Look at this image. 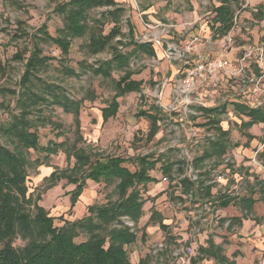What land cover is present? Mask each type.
<instances>
[{"label":"rangeland","instance_id":"374dc122","mask_svg":"<svg viewBox=\"0 0 264 264\" xmlns=\"http://www.w3.org/2000/svg\"><path fill=\"white\" fill-rule=\"evenodd\" d=\"M67 1L69 0H0V121H12L14 117L26 116L29 121H33L34 130L40 136L41 146H47L51 141L65 144L56 155L52 156L42 157L33 150L24 151L30 161L29 193L41 197L39 205L43 207L47 217L53 219L55 227H62L67 221L74 222L89 216L91 206L100 207L120 199L117 191L118 181H102L96 184L87 181L83 193L73 207L70 193L75 190V185L69 184L65 179H61L56 184L45 180L55 170L60 175L73 168L75 159L69 157L73 147L94 153L93 161H104L108 158L125 159L124 166L131 173L139 168L135 164L137 157L154 155L161 162L150 172L155 182L147 185L146 188H141L144 199L143 215L132 231L136 233L137 241L126 247V250L131 264H138L142 259L150 256L151 264H176V260H172L175 249L173 242L170 238H164L165 232L160 228L159 222L162 220L164 224L167 221L168 224V221L171 222L173 219L175 226L179 227V232L183 231L182 234H187L185 219L190 205L187 202V204L183 201L179 202L176 193L172 190L173 183L184 174L182 168L184 164L193 159L195 161L199 153L197 151H210L211 146L208 141L216 139L215 135L218 132L207 124L209 119L219 123L222 130H228L225 149L227 151L224 157L214 156L199 165L208 164L207 167H210L209 164L218 161L214 165L219 167L223 160H228L229 163L233 161L232 151H236V148L243 144L242 138L249 131L241 128L242 123L248 119L236 113L232 102L235 99L234 95L245 103L247 96L255 105L264 103V20H258L254 16L260 6H264V2L255 9H241L236 0H228L234 9L233 24H237L235 32L225 36L235 37L234 44L230 48V45L222 46L223 36L216 35L212 29L209 36L208 29L205 28L206 24H210V27L214 24V9L221 5L222 0H115L125 11L119 23L122 31L119 38L124 39L123 43L129 44L130 25H133L134 41L155 44L156 53L154 57L139 55L131 59V70L138 72L132 80L142 81L143 85L139 92L119 96L116 85L125 75L124 73L114 71L110 78H104L96 76L91 70V67L97 68L101 63L111 59L112 48H108L96 57L90 56L85 44L88 43L91 33L81 39L69 40L68 54L63 53L58 45L48 40L45 30L50 36L57 37L58 31L64 29L62 18L55 14L54 10L59 4ZM105 11V8L91 11L89 21L95 31H103L106 35L114 24L110 19L102 17ZM190 20L198 23L203 36L212 38L211 42L220 49V54L226 48L230 53L232 48L242 49L246 45H248L246 48L263 49V60L260 61L258 60L260 52L254 51L258 64L253 59L251 65L249 64L250 67L245 69L244 77L230 81L225 78L227 85L225 81L217 84L219 89L216 94L211 93L212 98H204L209 107L200 104L204 101L202 97L199 104L192 103L196 97H200L197 92L192 93L188 98L179 99L181 95L176 97L175 91L178 87H182L186 76L183 71L177 74L179 62L169 61L164 57L162 45L156 46L163 41L157 39V42L160 41L157 43L153 40L159 34L147 28L160 24L177 26ZM145 35H147L146 40ZM182 37L184 38L182 40H186L185 33ZM31 42L39 45L43 52L42 56L53 59L48 70L37 74L38 78L46 85H55L61 97L80 102V135L76 132L74 115L67 113L46 94V100H39L38 105L30 110V114L22 115L17 101L20 97V83L25 73V59L29 56ZM133 48L129 44L123 51L131 52ZM218 49L212 51L211 57L215 56L213 53H217ZM241 52L242 50L238 51L237 55H241ZM20 55L24 56L22 58L24 61L15 58ZM67 71L74 74H69ZM208 83L209 80L197 86L196 90L201 92L200 89L205 90L208 86L211 89L213 84ZM35 84L37 89L40 83L35 80ZM166 96H172L170 101L165 99ZM115 103L118 104V110L105 120L103 113H112L110 107ZM212 107H218V111L211 114L203 110ZM142 113L158 115L159 130L154 137L150 136L151 122L147 115ZM2 139L3 145H7L12 151L15 150V145ZM167 164L172 165L171 174L168 175L162 168ZM257 166L264 173V169L260 167L262 163ZM164 177L169 178L171 182H163ZM161 182L164 185L160 186ZM253 183L258 185L256 178ZM232 211L234 212V209ZM154 212L160 214L161 220H151ZM205 217L207 215L204 214L203 218ZM204 226L210 228L207 224ZM87 240V235L82 234L76 239V243ZM26 243L19 237L14 241V247L22 250ZM161 243L166 245L167 252L164 254L157 253L159 251L157 247Z\"/></svg>","mask_w":264,"mask_h":264},{"label":"trees","instance_id":"16d2710c","mask_svg":"<svg viewBox=\"0 0 264 264\" xmlns=\"http://www.w3.org/2000/svg\"><path fill=\"white\" fill-rule=\"evenodd\" d=\"M104 8L106 11L102 17L110 19V22L114 24V27L106 35L103 31H95L89 21L91 11ZM263 10L264 6L262 5L254 15L255 18L264 20ZM214 11L215 18L212 30L215 31L216 35H228L234 25V9H232L231 2L222 0L221 6ZM54 13L62 18L64 29L58 31L57 37L50 36L45 30V34L51 43L58 45L63 53L68 54L69 40L81 39L91 33L88 43L85 44L90 56L96 57L108 48L113 50L110 60L101 63L97 68L91 67L93 73L104 78H110L114 71L124 73L125 75L120 78L116 85L119 96L140 91L143 83L132 80V77L138 72L131 70V59L139 55L154 57L156 53L153 44L134 41L135 28L133 25H130L129 37L131 41L129 44L134 48L131 52L123 51L129 45L123 43L124 39L119 38L122 35L119 23L125 11L115 0H69L59 4ZM30 44L31 50L25 59V73L22 76L21 92L17 101L22 110V115L30 114V110L38 105L39 100H46V94V96H51L56 104L61 105L67 113L74 115L76 132L80 135V102L61 97L55 85H46L44 81L38 78L37 74L48 70L53 59L42 56L43 52L38 44L34 42ZM15 58H21L24 61L22 55ZM69 74H74V72ZM35 80L40 83L37 89ZM117 105L115 103L110 107L112 113H103L105 120L118 110ZM236 108L240 114L250 119V122L244 123L243 127L264 123V108L254 109L245 105H237ZM203 110L206 113H214L218 111V108ZM142 114L147 115L150 120L152 126L150 136L154 137L159 130L158 115L155 113ZM33 124V121H29L26 116L23 118L22 116L14 117L12 121H0V264H131L126 247L136 243L137 236L131 228L125 225L124 218H128L135 225H138L143 215L144 206L141 188H146L148 184L154 181L150 172L156 168L161 160L156 159L154 155L137 157L135 164L139 168L131 173L124 166L125 159L108 158L104 161H93L94 153L73 147L69 156L75 159L73 168L60 175L55 170L45 180H50L56 184L61 179H65L69 184L75 185V190L70 193L72 194L73 207L83 193L87 181H92L95 184L102 181H118L117 191L120 199L115 203L100 207L91 206L89 207V216L74 222L67 221L62 227H55L53 219L47 217L43 207L39 205L41 197H35L29 193L28 166L30 161L25 156L24 151L33 150L42 157L52 156L56 155L65 144L51 141L47 146H41L40 136L34 130ZM210 124L215 125L216 122L213 121ZM215 129L218 134L215 135L217 136L216 139L208 141L211 146L210 150L223 151L226 149L229 134L222 131L221 128L216 127ZM2 138L15 145V150L12 151L7 145H3ZM210 155L209 151L205 152L201 160ZM258 158L264 167V148ZM171 166L167 164L162 167L166 175L171 174ZM182 181L186 187L189 185L188 182H191L188 178ZM251 205L252 202L249 203V207ZM151 220H156L155 213ZM82 234H86L88 240L83 243H76V239L80 238ZM19 237L27 242L22 250L14 247V241ZM180 249L181 247L173 250L172 260L181 258L175 257L176 251ZM200 251L192 260V264H200L206 257H214L216 264H235L222 254L220 247H215L213 244L210 245L209 249ZM160 252L164 254L167 249L163 248L157 251V253ZM151 262L152 257L150 256L142 259L138 264H151Z\"/></svg>","mask_w":264,"mask_h":264},{"label":"crops","instance_id":"0c3cea01","mask_svg":"<svg viewBox=\"0 0 264 264\" xmlns=\"http://www.w3.org/2000/svg\"><path fill=\"white\" fill-rule=\"evenodd\" d=\"M262 2H264V0H249L246 8L255 9L256 6L260 5ZM186 23H188V25ZM213 25L214 24H212V26ZM236 25L237 24L233 25L229 33L235 32V29L237 28ZM212 26L210 27V24H206L205 26V28L208 29L207 32H209V36L211 35ZM182 32L186 34V40H182V36L184 35ZM195 36L201 37V42L198 45V51L200 54L209 59H215L220 56V49L215 47V44H212V38L203 36V32L200 31L198 23H193L191 20L180 25L177 24V28H175L171 34L164 35L162 41H172L178 46L184 47ZM232 38L233 42L229 44L228 38L223 36V40L221 41L223 44L222 46L225 47L230 45L231 48L232 44H234L235 37L233 36ZM163 42H157L158 44H156V46L160 47L162 45V52L166 58L165 42ZM153 46L155 47V44H153ZM247 46L248 45L244 46L242 49L232 48V51L227 53L226 58L229 61L236 63L241 59ZM217 49L218 52L213 53L215 56L211 57L212 51H216ZM240 50H242V52L241 55L238 56L237 53ZM192 57L194 58L196 55L193 54ZM253 59L257 62V57L254 56L247 62L246 68L250 67ZM181 64L182 66L180 67V63H178L179 68L176 72L178 74L183 71V74L186 75L191 68L192 63ZM256 64H258V62ZM225 78L227 79L224 75L219 74L217 77L209 81L211 85L213 84L211 89H209L208 86L205 90L200 89L201 92L196 91L197 94L203 99L212 98L211 93L216 94L217 89H219L217 84L225 81L227 85ZM227 80L230 81L229 78ZM169 97L170 96H166L165 99L170 101L172 96ZM233 97L235 99L232 102H234L233 106H235L236 113L240 117L248 119V121L246 120L242 123L241 128L249 130L244 138H242L244 139L243 144L236 148V151H232V156L234 158L233 161H230L229 163L228 160H223L219 167L214 165L218 161L209 164L210 167H207L208 164L207 166H200L199 164H203L207 159L213 158L214 156H223L227 150L212 151L209 149L211 155L203 160L201 159L208 150L197 151L199 153L198 156H196L195 161L193 159L192 167L197 172L198 180L194 181L191 177L188 178L191 182H188L189 185L187 187L185 183H182V180L180 182L175 181L172 185V190L176 193L179 202H187L190 205L187 219H185L188 229L187 234H182L183 231L179 232V227L175 226L173 219L171 222L168 221V224L166 223L167 221L163 224L160 219V214L154 212L156 214V220H161L159 226L165 232L164 238H170L175 250L180 247H192L194 249V254L190 256V258H186L184 261L177 259L176 264H192V260L201 252L200 250L209 249L211 244L215 247H220L222 254L235 264H264V173L260 171L257 166L259 163H262L258 157L264 148V123L253 124L250 127H243V124L250 122V119L240 114L236 108L237 105H245L254 109L260 107L264 108V103L261 102L255 105L254 102L250 100L249 96L245 97L246 103L237 99L238 97H236V95ZM202 106H208L205 99ZM215 108L218 107H212L209 109ZM211 122H213V119H209L207 124L215 128H221V125L216 121L215 125L210 124ZM215 128L213 129L216 130ZM222 131L228 133V130ZM227 156L228 155H226V157ZM260 167L264 169L263 163ZM182 168L184 174L189 171L188 163L186 162ZM218 175L223 177L219 182L216 179ZM255 178L257 179L258 185L253 183ZM154 182L155 179L151 183ZM159 185L162 186L164 184L161 182ZM250 202H252L251 207H249ZM232 209H234V212ZM204 214L207 215V217L203 218ZM206 224L209 225L210 228H207L206 226L203 227V225ZM200 264H216V261L214 257H206L200 262Z\"/></svg>","mask_w":264,"mask_h":264},{"label":"built area","instance_id":"2783aa9c","mask_svg":"<svg viewBox=\"0 0 264 264\" xmlns=\"http://www.w3.org/2000/svg\"><path fill=\"white\" fill-rule=\"evenodd\" d=\"M238 2V5L241 9H244L248 6V0H236ZM188 25V24H187ZM150 30L155 31L159 36L154 37L153 40L157 42V39L160 41L163 40V36L170 34L172 30L177 28V26H174L173 24H160V25H153V26H147ZM145 35V40L147 39ZM158 41V42H160ZM201 42L200 36H195L192 38V40L186 45V46H178L176 43H170L165 42L164 45L166 47V58L169 61L179 62V63H185V64H191V68L186 73V77L183 81L182 87H178L176 89L175 94L176 97L180 96L179 99H183V97H189L192 95V93H195L196 87L206 83L208 80H212L215 77H217L219 74L224 75L225 77L229 79H236L244 77L246 73V64L247 62L252 59L255 55V52L259 51L260 57L259 61L263 60V49L257 50L254 48H246L244 51L241 59L237 61L236 63H233L229 61L226 58L228 48H226L218 58L215 59H209L207 57H204L202 54L198 51V45ZM229 44L233 42V38H228ZM255 51V52H254ZM195 54L196 57H192V55ZM258 62V61H257ZM178 100V99H177ZM178 102V101H177ZM197 102L198 104L201 102V98L198 96L196 97L192 103ZM203 105V103H200ZM192 161H187L189 171H187L182 176L178 177L176 182H180L181 180L185 178H192L194 181L198 180L197 172L192 167ZM217 181H221L223 177L221 175L217 176ZM171 182V180L167 177L163 178V182ZM125 225L128 226L133 230L135 227V224L130 221L128 218H124ZM229 225V224H228ZM164 248V245L160 244L158 245L157 249L160 251ZM194 254V249L192 247H181L180 250L176 251L175 257L180 258V260H185L186 258H190Z\"/></svg>","mask_w":264,"mask_h":264}]
</instances>
